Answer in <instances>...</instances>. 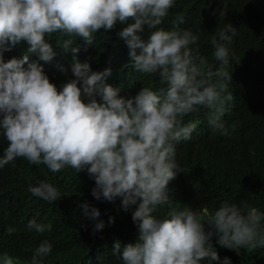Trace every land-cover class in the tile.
<instances>
[{"label":"clouds","instance_id":"1","mask_svg":"<svg viewBox=\"0 0 264 264\" xmlns=\"http://www.w3.org/2000/svg\"><path fill=\"white\" fill-rule=\"evenodd\" d=\"M173 5L174 0H0V135L7 141L0 168L22 158L52 173L66 168L86 172L94 181L96 200L119 198L125 212L134 206V242L117 239L111 247L122 264H230L229 257L221 261L213 237L237 254L264 248V212L228 200L212 211L179 210L168 191L169 182L184 172L176 146L196 129L184 117L206 107L208 126L226 135L222 117L234 99L228 86L214 79L231 80L230 73L214 69L198 54V47H192L198 45V35L179 27L182 17L168 30L161 27ZM117 22L126 25L118 33L129 49L123 67L156 76L158 87L142 85L135 95L123 96L105 83L110 68L93 71L88 62L75 60L80 49L71 37L91 45L94 34ZM236 32L231 22L225 23L210 39L212 55L221 65L229 64L226 42ZM56 33L69 37L59 43L74 58V78L59 89L40 63L53 60L46 36ZM21 41L29 45L23 57L4 61L3 52ZM29 54L38 60L30 62ZM28 191L50 204L60 200L58 188L47 180L29 184ZM161 206L170 211L158 217L154 213ZM80 207L87 219L96 221L93 232L104 228L98 208L88 202ZM36 216L26 229L38 235L51 231L52 224L38 222ZM51 252V243L42 240L32 250L30 264H45ZM0 264H14L13 258L4 254Z\"/></svg>","mask_w":264,"mask_h":264},{"label":"trees","instance_id":"2","mask_svg":"<svg viewBox=\"0 0 264 264\" xmlns=\"http://www.w3.org/2000/svg\"><path fill=\"white\" fill-rule=\"evenodd\" d=\"M223 10L225 15L221 17ZM178 17L183 18L179 24L181 29H190L198 35V45L192 46L198 47V54L206 57L214 69L222 67L230 73L231 80L214 79L225 83L234 99L226 105L228 110L222 117L228 127L226 135L208 126L206 107H197L184 117V122L194 123L196 129L189 140L176 146V159L184 172L168 184L173 207L212 211L228 200L246 203L264 212V0H174L161 27L170 29ZM229 22L237 32L230 43L226 42L229 64L221 65L212 55L210 39L218 28ZM124 26L117 22L111 30L100 29L91 45L82 38L71 39L80 49L75 60L88 62L93 71L110 68L111 74L105 83L118 88L120 95L131 96L142 85L158 87L159 83L156 76L123 67L129 61V49L118 35ZM66 38L69 37L63 33L46 36L55 56L50 63L40 61L58 89L74 78L73 54L65 52L59 43ZM28 47L26 41H21L3 52L4 61L22 58ZM36 60V54H29L30 62ZM6 146V139L0 135V154ZM40 180L57 187L60 200L50 204L28 191L29 184L35 185ZM93 187L94 181L86 172L76 174L71 168L52 173L45 165L30 164L22 158L0 168V258L7 254L14 264H30L32 250L47 239L52 252L45 264H122L112 254L111 247L117 239L122 243L134 242L138 234L131 218L134 206L125 212L119 198L114 202L98 201L91 194ZM84 202L99 209V219L105 224L102 230L93 232L96 221L83 215L80 205ZM169 211L168 206H161L154 214L160 217ZM34 216L38 222H50L51 231L38 235L27 230V221ZM110 216L114 217L112 223L108 222ZM10 228L12 232L8 231ZM212 243L221 261L229 257L230 264H264V248L251 253L240 249L237 254L220 247L215 237ZM203 264H208L207 260Z\"/></svg>","mask_w":264,"mask_h":264}]
</instances>
